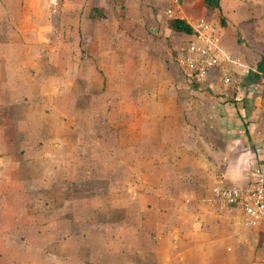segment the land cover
I'll return each instance as SVG.
<instances>
[{
    "label": "crops",
    "instance_id": "obj_1",
    "mask_svg": "<svg viewBox=\"0 0 264 264\" xmlns=\"http://www.w3.org/2000/svg\"><path fill=\"white\" fill-rule=\"evenodd\" d=\"M220 3L221 10L213 11L204 0H59L57 6L50 0H0V118L19 114L18 95L10 97L17 110H9L3 88L13 83L18 69L59 71V78L52 74L46 78L55 81V87L56 79L58 86L63 85L66 76L67 85H77L78 80L88 83L84 70L91 71L93 85L124 87L122 94L107 97L105 131L123 135L108 159L114 169L108 172L107 197H116L114 185L122 176L124 215L132 222L126 221L117 237L114 224L90 226L95 236L96 229H104L106 246V252L92 255V264H117V245L123 247L122 264H264V226L245 228L241 211L217 204L214 193L218 187H248L253 170L264 164V107L247 80L249 70L255 71L264 56V44L253 42L264 37V0ZM99 10L103 19L92 16ZM178 17L190 25H214L220 45L234 59L225 64L233 84L224 86L218 70L193 83L212 89L214 96L194 90L182 69L178 50L193 35L169 28V21ZM247 41L251 46H246ZM73 54L79 55L78 64ZM76 69L79 74L68 75ZM226 96L236 103L230 104ZM47 99L30 98L39 107L35 112L54 120L67 115L62 109L43 111ZM55 100L50 96L48 102ZM23 101L28 102L25 97ZM45 128L48 141L24 146L29 149H20L12 125L0 128V149L11 144V155L18 158L7 159L12 170L0 181L8 194L4 197H47V191L25 189L29 183L45 182L31 176L30 168L58 163L52 160L57 151L59 163L64 161L65 147L70 145L66 123H49ZM93 130L79 124V149L83 150L85 134L99 132ZM5 132L12 135L11 143L4 139ZM116 149L124 151L123 159L116 156ZM115 166L122 168L118 179ZM5 204L0 214V250L34 238L25 230L35 231L39 239L37 230L52 228L35 211L40 202L33 204L34 212L20 200ZM11 236L17 242H8ZM40 257L42 263L52 261L48 255ZM5 262L37 263L30 255L0 253V264Z\"/></svg>",
    "mask_w": 264,
    "mask_h": 264
},
{
    "label": "rangeland",
    "instance_id": "obj_2",
    "mask_svg": "<svg viewBox=\"0 0 264 264\" xmlns=\"http://www.w3.org/2000/svg\"><path fill=\"white\" fill-rule=\"evenodd\" d=\"M223 20L224 19L220 15V24ZM255 41L264 44V37L260 39L255 37L253 42ZM70 45L71 44H68V46ZM246 46H251L250 41L246 42ZM183 47L184 45L178 50L180 53V64L182 57L181 49ZM43 56L44 55H40V57ZM72 58L74 62H77V64L79 63L78 54H73ZM81 72L87 77L88 81L86 82L88 83L79 84L78 80L77 85H67L66 76V81H63V85L58 86L60 79H56L57 87H55V81L46 80L47 76L52 74L50 71H48V73L38 70H29V72H27L26 69H18L13 72L15 77L13 83H9L6 87L3 86L6 91L5 95L7 97L9 96V99L12 96L15 97L18 95L20 106L18 111L19 114L15 118H0V128L3 126L7 128L12 125V127L18 131L15 137L18 136L20 149L24 148V146H33L36 142L48 141L47 128H45V125L49 126V123L53 126L66 123L69 128L67 144L75 147H65V149H67L65 150L67 156L63 157L64 161L62 160L60 163L58 156L60 157L61 154L57 151L52 160L58 163H52L50 167L47 166L46 163L37 168H30L31 176L37 177L38 180L42 177L45 182L34 185L29 183L25 189H29V193L35 190L47 191V197L34 198V196H31L25 199H14L10 198V196L4 197L8 194H6L5 191L3 192L5 183L1 182V184L3 183L2 185L0 184V191L3 192L0 194L1 217L3 216L2 211L3 205H6L5 203L12 204L14 201L17 202L20 200L21 205L27 203V205L31 206L27 207L30 212L33 211V204L40 202V204L34 205L36 207L35 211L45 217L43 219L46 223H52V228L46 227L37 230V235L38 233L41 235L39 239H36L35 231L30 229L25 230V232L29 231L28 235H33L34 238L25 239V241L23 239V242L19 241L20 244L9 245V247L7 246V251L0 250L2 254L15 253V255L18 254L19 256L30 255L37 261L36 264H92V255L106 252V246L102 238V236L105 238L103 235L104 229H96V232L99 234L95 236L90 226L93 225L94 222H98L100 226L109 223L114 224V232L117 237L120 227L126 221H128V223L132 222V219L129 221V219H126L128 217L124 215L125 206L123 205L121 195L122 176L114 185L117 190L116 197H107L109 184L107 176L109 170L114 169L113 164H109L108 159L111 155L113 156L116 143L119 145V139L123 138V135H116L115 137L114 134L105 131L109 126L107 97L111 94L116 96L120 90L121 92L123 91L124 87L118 85L108 87L106 84L102 85V82L99 86L93 85L90 82L91 71L84 70ZM67 73L68 75H75V73L79 74V69H76V71L69 70ZM30 74L32 78L34 77L33 79ZM52 75H56L57 78L60 77L59 71L54 72ZM61 75L65 77L64 73ZM191 86H193L192 88L197 92L213 95V90L210 88L200 87L193 83ZM59 87L63 90L66 89V92H61ZM16 91L19 93L16 94ZM44 91L48 93L49 96ZM257 95H260V92H257ZM50 96L56 97V100L52 103L48 102ZM215 96L219 97L218 95ZM24 97L28 102L23 101ZM31 97H38L39 99L42 97L43 101L48 97L47 105L45 104L46 106L43 107V111L45 110L47 114L52 110L62 109L63 111L61 112L67 115L56 120L51 119L50 116L47 115L43 117V113L35 112L36 109L39 110V107L33 104V100H30ZM226 97L229 99L228 102L230 104L236 103V100L231 96ZM76 98H78V101H70V99L76 100ZM199 99H201V101L203 100V98ZM246 104L249 103L247 102ZM4 106L9 110H17L16 104L13 103L11 99L6 101ZM71 113H73V115ZM81 114L87 116L81 118L79 117ZM79 124L89 129L94 128L93 131H99L94 134L87 133L83 136L85 137V143L83 146L80 144L83 150L79 149ZM42 125L43 128L41 127ZM9 136L12 135L6 132L3 134L7 143H11ZM9 145V148L7 146L6 149H0V181L3 179V174H8L12 170L11 165L8 164V160L11 158L18 160L16 157L13 158V154L11 155V151H14V149L11 144ZM16 148L15 146V151ZM27 151L28 150L25 152ZM116 151V156L123 159L124 151L117 149ZM31 153H34V151ZM19 159L21 158L19 157ZM115 167L116 178L118 179L119 174L122 173V168L120 166ZM22 171L23 169H21V173ZM55 223H57V225L53 226ZM120 232H122L121 229ZM14 237H9L7 241L17 242V239H13ZM43 243L44 245L46 244L45 247L44 245L42 246ZM115 248L117 261H119L117 264H122L123 247L117 245ZM44 254L48 255L52 261L40 262L43 260L40 255ZM4 264L8 263L5 262Z\"/></svg>",
    "mask_w": 264,
    "mask_h": 264
},
{
    "label": "built area",
    "instance_id": "obj_3",
    "mask_svg": "<svg viewBox=\"0 0 264 264\" xmlns=\"http://www.w3.org/2000/svg\"><path fill=\"white\" fill-rule=\"evenodd\" d=\"M59 0H50L57 6ZM177 2V0H172ZM172 11L169 10V14ZM194 31L192 39L183 48L182 69L192 83L205 81L208 75L216 70L224 86L233 84L234 79L225 64L234 63V59L220 45L215 26L207 22L191 25ZM253 89L260 92L264 107V85L254 84ZM217 204L234 207L241 211L245 228L264 226V164L252 172L251 183L246 188L238 186L218 187L214 190Z\"/></svg>",
    "mask_w": 264,
    "mask_h": 264
},
{
    "label": "trees",
    "instance_id": "obj_4",
    "mask_svg": "<svg viewBox=\"0 0 264 264\" xmlns=\"http://www.w3.org/2000/svg\"><path fill=\"white\" fill-rule=\"evenodd\" d=\"M204 3L209 10H221L220 0H204ZM92 16L98 19L104 18V14L100 10L96 14L93 13ZM221 24L224 25V21H222ZM168 25L169 28L174 32L184 33L188 35H193L194 33L192 26L184 18L181 17L170 20ZM247 80L249 84L264 85V56L257 63L255 71L249 70Z\"/></svg>",
    "mask_w": 264,
    "mask_h": 264
}]
</instances>
